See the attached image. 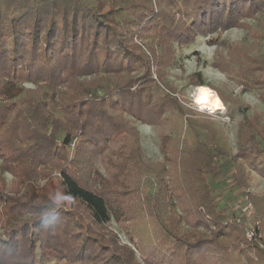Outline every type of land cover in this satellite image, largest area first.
<instances>
[{"label":"trees","instance_id":"1","mask_svg":"<svg viewBox=\"0 0 264 264\" xmlns=\"http://www.w3.org/2000/svg\"><path fill=\"white\" fill-rule=\"evenodd\" d=\"M262 14L264 0H0V264H264V194L250 191L264 113L218 92L242 115L233 152L168 81L178 51L217 33L211 67L264 103V52L220 39L258 43L246 21ZM136 122L157 129L160 162ZM57 192L71 199L50 228Z\"/></svg>","mask_w":264,"mask_h":264},{"label":"rangeland","instance_id":"2","mask_svg":"<svg viewBox=\"0 0 264 264\" xmlns=\"http://www.w3.org/2000/svg\"><path fill=\"white\" fill-rule=\"evenodd\" d=\"M246 22L249 23V25H251L252 28H254L259 33V37H261L260 35H264V14L259 16L257 20H248ZM216 35L217 33L214 35H209L208 37H198L193 45L178 51L176 64L175 67L169 72L168 81L175 86L177 97L184 104H186V106H189L192 109L194 108L190 106L191 94L194 91H197L198 87L200 86L198 84L200 80L202 84L201 86L208 87L214 93L217 100L222 104L223 110L214 112L212 114L207 111H196L205 113L211 116L213 120L217 121L219 129L225 132L230 143V149L234 152L236 149V125L242 119V115L237 109L228 111L227 105L221 100L218 92H220L226 100L238 101L240 108H243L245 105L249 106L250 109L247 111L248 115H250L253 110L264 113V103L260 101L255 92L244 91L236 83L228 80L225 75L219 73L217 70L211 67V63L215 59L216 47L209 46L206 44L205 40ZM220 39L226 40L228 42H243L251 46L254 51L259 50L261 53L264 52V50L261 48V43L264 42V39H260L258 43H255L249 34L241 29L227 30L221 34ZM24 86L28 89H34V86L27 82H24ZM230 116L232 118H230ZM134 125L140 134V142L145 160L153 163L160 162L162 160V156L158 148L159 140L157 129L152 126L137 122ZM1 179H3L4 182L8 184L11 181V176L7 173H3L0 176V180ZM44 183L45 181L40 182L37 188L42 187ZM224 188H226V186H219V191L217 192V195L223 199V202L228 199L229 195L231 196L230 192H228L229 187L222 191ZM250 191L264 194V180L254 177ZM234 203L235 202L232 204L236 206L237 203L236 205ZM233 205L229 204L228 208ZM236 208H238V205ZM146 213V210L139 211V215L144 219H146ZM2 221L3 218L0 220V236L4 231ZM108 229L118 234V237L121 239L122 243L128 244L125 236L122 234V232H120L114 221H111L108 224Z\"/></svg>","mask_w":264,"mask_h":264},{"label":"clouds","instance_id":"3","mask_svg":"<svg viewBox=\"0 0 264 264\" xmlns=\"http://www.w3.org/2000/svg\"><path fill=\"white\" fill-rule=\"evenodd\" d=\"M218 105V102L214 99L211 93H206L204 90L200 89L194 91L191 94V107L198 111H208L212 112ZM71 199L70 194L65 192H57L51 202V208L44 211L41 223L53 227L58 220L56 215L59 210L64 206V204Z\"/></svg>","mask_w":264,"mask_h":264},{"label":"bare ground","instance_id":"4","mask_svg":"<svg viewBox=\"0 0 264 264\" xmlns=\"http://www.w3.org/2000/svg\"><path fill=\"white\" fill-rule=\"evenodd\" d=\"M200 89H202V90H204L206 93H211L212 94V96L214 97V99L218 102V105H217V107L212 111V112H209V113H214V112H219V111H222L223 110V106H222V104L217 100V98H216V96L214 95V93L208 88V87H206V86H199L198 87V89L197 90H200ZM206 111V110H205ZM208 112V111H207Z\"/></svg>","mask_w":264,"mask_h":264},{"label":"built area","instance_id":"5","mask_svg":"<svg viewBox=\"0 0 264 264\" xmlns=\"http://www.w3.org/2000/svg\"><path fill=\"white\" fill-rule=\"evenodd\" d=\"M246 209L247 208L245 207V208L242 209V211L244 212V211H246ZM246 238L249 239V240H251L252 238H255L254 229H253V227L251 225L249 226V229L246 232Z\"/></svg>","mask_w":264,"mask_h":264}]
</instances>
